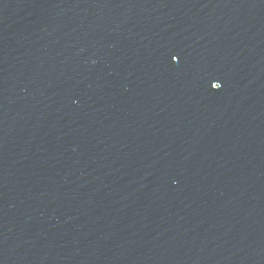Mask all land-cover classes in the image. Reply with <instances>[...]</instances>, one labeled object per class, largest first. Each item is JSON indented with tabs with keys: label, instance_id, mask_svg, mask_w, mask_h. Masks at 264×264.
Listing matches in <instances>:
<instances>
[{
	"label": "water",
	"instance_id": "obj_1",
	"mask_svg": "<svg viewBox=\"0 0 264 264\" xmlns=\"http://www.w3.org/2000/svg\"><path fill=\"white\" fill-rule=\"evenodd\" d=\"M0 264H264V0H0Z\"/></svg>",
	"mask_w": 264,
	"mask_h": 264
},
{
	"label": "snow or ice",
	"instance_id": "obj_2",
	"mask_svg": "<svg viewBox=\"0 0 264 264\" xmlns=\"http://www.w3.org/2000/svg\"><path fill=\"white\" fill-rule=\"evenodd\" d=\"M177 57L176 56H173L172 59L175 60ZM220 86H217V88H219Z\"/></svg>",
	"mask_w": 264,
	"mask_h": 264
}]
</instances>
